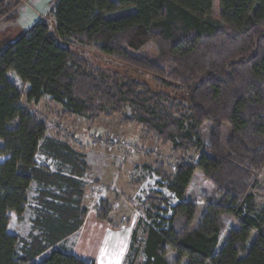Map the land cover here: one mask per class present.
Returning a JSON list of instances; mask_svg holds the SVG:
<instances>
[{
    "label": "trees",
    "instance_id": "1",
    "mask_svg": "<svg viewBox=\"0 0 264 264\" xmlns=\"http://www.w3.org/2000/svg\"><path fill=\"white\" fill-rule=\"evenodd\" d=\"M212 1L53 0L46 18L0 47V264H96L54 248L80 229L87 214L57 207L54 201L69 193L38 190L29 202L32 184L49 182L36 161L48 127L22 105L23 97L26 104L48 97L64 116L91 123L129 104L136 117L128 120L171 144L174 154L201 150L196 161L179 162L174 175L159 172L176 202L171 217L161 219L168 227L148 228L146 264H264V211L257 212L252 192L264 170V0H219L220 20L211 18ZM15 7L0 0V24L18 21ZM130 8L135 12L105 16ZM70 39L151 74L182 98L103 73L72 51ZM149 44L157 51L154 60L133 55ZM10 74L27 87L25 94ZM206 124L208 144L202 145L199 131ZM54 148L66 152L68 165H84L83 155L66 144ZM197 171L215 198L192 229L199 205L187 200V192ZM148 201L156 211L169 205L161 192ZM101 207L98 218L109 221L108 203ZM27 209L34 215L30 240L10 231L12 215L21 221ZM224 216L237 226L217 251Z\"/></svg>",
    "mask_w": 264,
    "mask_h": 264
},
{
    "label": "rangeland",
    "instance_id": "2",
    "mask_svg": "<svg viewBox=\"0 0 264 264\" xmlns=\"http://www.w3.org/2000/svg\"><path fill=\"white\" fill-rule=\"evenodd\" d=\"M9 1L15 4V11L19 12V16L20 11L24 15L25 11H27L25 10L26 8H32L36 15L39 13L38 5L36 6L37 0ZM43 7L41 8L43 11L40 13L42 19L47 16V13L43 15L46 9V7ZM48 7L50 9L53 5L49 4ZM212 10L211 18L220 20L219 0L212 1ZM134 12L135 8L120 9L105 16L109 19L118 18ZM37 16L39 17V15ZM17 25H19L18 21L16 23L5 22L0 24V47L6 45L12 38H16L22 34L23 31ZM67 45L76 55L87 59L92 67L105 74L116 73L122 81H138L155 93H164L172 99L177 98L178 101L182 98V93L163 86L151 74L118 61L112 56L100 53L94 46L81 44L75 39H70ZM133 55L139 58L146 57L154 60L157 57V51L154 45L149 44L141 50L134 52ZM10 80L17 84L23 94L26 93L27 87L23 86L15 75L10 74ZM22 105L39 115L47 124H51L50 128L53 134L62 132L60 134H65L67 141L72 146H77V148L84 152L89 151L87 155L84 154L85 159L83 160L84 163L85 160L89 163V208L95 207L99 210L102 209L101 203H108L111 209L109 217L113 218H109V221L106 222L112 224V226L119 225L117 230L108 231L115 236L111 234L105 236V229L110 228L108 225L105 228L97 229L94 227L93 230L89 229L88 249H86L84 243L78 242L79 252L82 251L83 255L88 257L87 252L89 250V260L91 259L95 263L97 261L96 264L98 262L99 264H146L144 248L148 228L157 224L168 227L161 219L168 220L171 217L170 206L176 202V199L167 190L166 183L159 172L162 171L168 176L174 175L179 162L182 160L196 161L201 150L192 149L186 154H174L171 144L164 145L158 142L154 137L147 135L141 125L129 121L130 119L135 120L136 117L134 108L129 104L125 105L120 114L110 116L103 114L94 123H91L88 117L64 116L63 107L54 103L48 97L43 98L39 104H26L25 97H23ZM60 124H65L63 130L61 127L55 126ZM210 128V124H206L199 131L202 145L208 144V132ZM228 131V128H226L225 135ZM111 138L124 141L125 144L111 147L108 145ZM108 164L116 165V171L120 167L122 169L120 177L122 178L121 183H123L124 188L120 194H117L116 190L113 191L111 189L113 188V183H99L96 181L98 174L101 175L100 172L103 168H108ZM157 192H161L169 199V205L162 206L160 211H156L151 207L148 201L149 196ZM252 192L255 196L257 212H263L264 170L256 175V182ZM32 193L35 197L37 190L32 191ZM214 198L212 186L204 178L203 174L197 171L187 192V200L194 201L199 205V211L197 212L192 229H195L199 224L205 212L206 203ZM13 217L16 219L15 216ZM15 221L12 232L20 235L25 240H30L28 234L32 231L31 226L29 224L17 225ZM222 222L223 229L217 251L226 244L230 231L237 226L234 220L225 216L222 218ZM133 234H135V238L132 242ZM255 235H252L251 241ZM88 238H83L82 241ZM101 240L104 241V244ZM72 244L75 245V239L65 242L61 246L71 248ZM99 245L100 248L97 250ZM21 247L20 245L19 253H21ZM102 247H105L103 248L104 251H102ZM169 260L172 262L173 257L169 256Z\"/></svg>",
    "mask_w": 264,
    "mask_h": 264
},
{
    "label": "crops",
    "instance_id": "3",
    "mask_svg": "<svg viewBox=\"0 0 264 264\" xmlns=\"http://www.w3.org/2000/svg\"><path fill=\"white\" fill-rule=\"evenodd\" d=\"M53 0H37L36 1V6L38 5V12L37 15H39V17L36 15L35 11L31 8L28 9L26 8L24 15L22 14L23 12L20 11V16H19V20L18 23L19 25H17L20 30L22 31H26L28 29H30L34 24H36L39 20H41V16L40 13L41 11H43V9H41L44 5V7H46L44 14L49 12V7L48 5L52 4ZM43 7V8H44ZM49 9V10H48ZM42 15V17H43ZM17 27V28H18ZM67 118V117H66ZM51 124H47L48 130L46 133V137L48 138V140L46 141V143L43 145V147L40 149L38 156H37V164H38V168L41 169V172H44L46 174V177H44L45 180H48L49 182L46 181H38V182H34L31 186L30 192H29V202H31V200H33L34 196L32 191L34 190H51V191H56V190H62L65 191L67 193H69L67 196H65L64 200H59V201H54V203L57 204V207H68L70 209H73L74 212L76 213V211H78L79 209L82 210H86L87 214L85 216L84 219V223L83 225L80 227V229L75 232L74 234H71L69 236H67V238H65L62 242H60L56 247L62 248L65 251L72 253L76 256H78L80 259L86 261V262H93L91 259L89 260V250L87 252V256L85 257L81 252H79V247H78V242L80 243H84V245L86 246V249H88V245H89V229L93 230L94 227L98 228H105V226L107 227L110 226L109 229H105L106 235H109L111 233H109L108 231L110 230H117L119 228V225H114L112 226V224L107 223L106 221H101L98 216H97V209L95 207L93 208H89V163L85 160L84 165L81 167L77 168V165L75 164V161H73V166H70V162L68 163L70 165H68L65 162V159L68 158L65 156L66 152L62 151V150H55L54 147L60 146V143H64L66 144L73 152L75 153H79V155H83V160L85 159V155H87L88 152H84L81 151V149L77 148V146H72L71 143H69L67 141V137H65V134H60V133H56L53 134V132L51 131L52 129L50 128ZM57 127H61V129L63 130L65 127V124H60V125H55ZM88 159V158H87ZM80 166V163H77ZM108 168H103V170L100 172V174H98V179H96V181H98L99 183L102 182H106L108 184H112L113 183V188H111L113 191H115L117 194L122 193L123 191V183H121L122 178L120 177L121 174V167L118 168V171H116V165H111L108 164L107 166ZM101 176V178L99 179V177ZM67 180V181H66ZM48 183V184H46ZM71 185V186H70ZM132 185V184H131ZM70 186V187H69ZM116 188V189H114ZM104 194V193H103ZM114 194V193H113ZM110 196V195H109ZM50 199H47V201H49ZM112 215V214H111ZM15 215H12V219H11V225H10V231L12 232V227L14 225V221L15 223L18 225L20 224H29L31 226L32 229V220H34V215L32 214V211L30 209H27L25 214L23 215L21 221L18 220V218L16 217V219H14ZM57 218V215L54 217V219ZM110 219H112L111 217H109ZM73 220H70L69 223H73ZM124 226V225H123ZM119 232V231H117ZM15 234V233H14ZM30 235V233L28 234V236ZM112 236H115L113 234H111ZM88 238L87 240H83V238ZM72 239H75V245L72 244L71 248H66L65 246H61V244L65 243V242H70ZM106 239V238H105ZM103 240V239H102ZM101 240V241H102ZM102 243L104 244V241H102ZM61 246V247H60ZM52 248V249H54ZM100 245L98 246L99 250ZM105 247H102V251H104ZM45 255V254H44ZM95 260V259H94ZM97 263V261H96ZM99 264V262H98Z\"/></svg>",
    "mask_w": 264,
    "mask_h": 264
},
{
    "label": "built area",
    "instance_id": "4",
    "mask_svg": "<svg viewBox=\"0 0 264 264\" xmlns=\"http://www.w3.org/2000/svg\"><path fill=\"white\" fill-rule=\"evenodd\" d=\"M120 144H122V145H124L125 143H124V141H121V140H119V139H113V138H111V140L108 142V145L109 146H119Z\"/></svg>",
    "mask_w": 264,
    "mask_h": 264
}]
</instances>
